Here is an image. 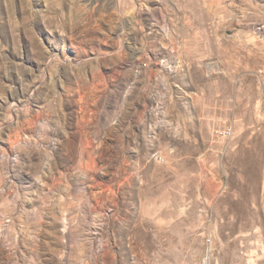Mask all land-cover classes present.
<instances>
[{
	"label": "rangeland",
	"instance_id": "374dc122",
	"mask_svg": "<svg viewBox=\"0 0 264 264\" xmlns=\"http://www.w3.org/2000/svg\"><path fill=\"white\" fill-rule=\"evenodd\" d=\"M264 264V0H0V264Z\"/></svg>",
	"mask_w": 264,
	"mask_h": 264
},
{
	"label": "built area",
	"instance_id": "2783aa9c",
	"mask_svg": "<svg viewBox=\"0 0 264 264\" xmlns=\"http://www.w3.org/2000/svg\"><path fill=\"white\" fill-rule=\"evenodd\" d=\"M202 264H209V257L205 256L204 259L202 260Z\"/></svg>",
	"mask_w": 264,
	"mask_h": 264
}]
</instances>
